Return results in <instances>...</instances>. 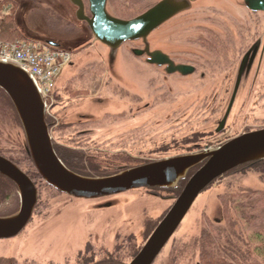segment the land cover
Returning a JSON list of instances; mask_svg holds the SVG:
<instances>
[{
    "label": "flooded vegetation",
    "instance_id": "flooded-vegetation-1",
    "mask_svg": "<svg viewBox=\"0 0 264 264\" xmlns=\"http://www.w3.org/2000/svg\"><path fill=\"white\" fill-rule=\"evenodd\" d=\"M8 1L10 10L6 15H12L14 18L18 4L15 0ZM67 1L75 10V20L86 25L85 22L77 19V7L70 3L69 0ZM81 1L84 5L85 16L91 17L88 0ZM162 1L164 0H157L145 7V5H141V0H107L106 8L112 11L109 14L113 17L129 21L142 16ZM177 1L182 6V9L154 28L147 35L145 41L142 38L126 41L119 47L118 50L125 44H141V48H130V54L133 58L142 59L144 62L127 64V75H119L120 72L115 69L116 55L115 57L110 56L109 49L100 43L109 51L107 65L102 62L87 64L85 68L79 70L78 73L69 79V84H73L81 79L80 75L82 72L88 70L89 72L86 73L91 77L95 72L101 71L105 73L103 79L99 82L100 88L96 92L85 95L82 98L79 97L80 100L86 98L99 99L98 102L102 104V108L97 113V116L86 114L81 116L79 120L64 122L52 111L55 105L53 103L57 102L52 97L54 95L53 91L50 97L52 100L50 101L49 99L47 101L45 123L57 157L60 154L66 159L69 166L65 167L71 172L81 177L92 179L109 178L123 171L151 163L183 156H204L232 140L231 138L215 142L216 136L222 135L228 130V121L238 103H240L243 119L247 121L253 119L257 124L258 130L264 129V0ZM171 28H175L177 31L173 32ZM156 36L161 38V46L155 47L153 45V38ZM41 40L37 43L52 50L64 51L63 47L55 40ZM171 42L175 44V51L174 48L169 46ZM146 46L149 53L159 52L165 62L161 65L149 63L147 62L149 57L146 53L141 56L135 54L136 51H145ZM70 65H72L71 60L65 67ZM137 67L145 72L138 74ZM113 71L121 76L127 84L120 83V81L119 83L112 81ZM108 74L111 78L107 76ZM140 76H145L146 79L142 80ZM103 97H112V99H116L119 102H113L117 105L111 102H104ZM0 99H4L3 96H0ZM189 101L191 102L190 105L184 108V102ZM1 103L3 104L0 106V115L2 113L1 109L9 106L4 100ZM139 105H141V108H135ZM12 108L23 131L18 115L14 107ZM189 111H192L194 115L202 116L204 119L202 124H205L200 131L201 123L197 121L194 127L197 130H190L181 136L180 142L177 143L178 145H172L163 138V135L169 131L161 130V132H158L153 127L147 126L150 122H146L148 119L158 117L160 120H171L168 123L170 124L174 119L178 120L190 116L187 115ZM217 115L219 117L218 120L216 119ZM138 117L140 118L136 121L135 119ZM93 119L97 120L94 121ZM211 121L212 129L211 127H206V124ZM247 121L243 122L245 126H248L246 124ZM126 122H132L133 124L130 126L126 124V126L122 127V124ZM114 124L118 125V127L110 129V126ZM181 132L182 130L170 129L171 134ZM244 133L247 132L244 131L241 134ZM182 140L185 142H182ZM143 145H148L149 147H143ZM18 150V152L11 154L0 145V156L10 161L31 180L36 189V203L31 218L24 229L12 238L0 239V242L15 239L23 234L36 211L40 190L44 187L71 198L73 201L81 202L115 198L131 192L135 193L142 189L148 192H162L172 202L171 205L167 209L162 210L157 218L153 219L151 215H148L149 217L143 218L141 222L144 234L150 229H152V233L175 203L189 178L205 163L204 160L196 167L189 169L185 178L179 180L176 185L171 187H141L118 194L86 199L62 193L48 185L38 174L27 148H18ZM167 154H171V156L164 157ZM25 156L29 159H26ZM60 161L62 162L61 159ZM22 164H29L30 169L24 168ZM33 169L37 174L33 173ZM224 175L213 180L199 195L204 193L213 182ZM0 176V180L6 187V192L0 199V218H7L1 214L2 206L15 195L19 202L18 213L21 205L20 193L13 181L5 176ZM221 197L223 196L220 195L219 198ZM90 208L92 209V207ZM110 208L114 207L107 203L104 207H99L97 210ZM217 212V216L220 215V217L213 215L208 218L205 213L201 214L197 238L201 236L205 227L226 226V222L221 219V206ZM150 234L146 238L145 235L143 236L144 243ZM130 236L133 237L136 245H139L135 234L121 235L120 233H115L111 245L106 246L103 243L85 242L73 256L64 259L60 264H98L106 256L115 257L118 255L119 251L116 247L119 246L122 240H126ZM200 250L201 244L197 239L189 246H181L178 249L170 248L163 264H200ZM172 256L176 259L175 262H171L173 260ZM194 260L195 262H193ZM28 262L35 264L33 260ZM47 264L55 263L48 262Z\"/></svg>",
    "mask_w": 264,
    "mask_h": 264
},
{
    "label": "rangeland",
    "instance_id": "rangeland-1",
    "mask_svg": "<svg viewBox=\"0 0 264 264\" xmlns=\"http://www.w3.org/2000/svg\"><path fill=\"white\" fill-rule=\"evenodd\" d=\"M15 1L18 7L14 15V22L17 30L26 39L33 42L42 41L41 39L55 40L63 47L64 51L69 53L71 50L70 60L72 65L64 67L57 79L54 94H58L60 98L56 100L57 102L53 103L55 105L52 111L64 122L79 120L81 116L86 114L97 116V113L102 108V104L98 102L99 99L86 98L80 100L79 97L82 98L85 95L96 92L100 88L99 82L103 79L105 73L101 71L95 72L92 77L83 75L82 80L79 79L73 84H69V79L78 73L79 70L85 68L87 64L102 62L107 65L108 49L103 47L99 42L94 41L85 24L75 20V10L67 0ZM155 1L157 0H141V5H145L146 7ZM9 10V5L1 6L0 18L5 16ZM107 10L110 14L112 13L109 8ZM171 30L173 32L177 31L175 28H171ZM153 45L155 47L161 46V38L159 36L153 38ZM169 46L174 48V51L176 50L175 44L172 42ZM132 47L141 48V44H125L116 54L115 69L120 72L119 75L126 74L127 64L144 62L142 59L133 58L130 54V48ZM136 70L138 74L145 72L138 67ZM112 75V81L115 83H119V81L123 84L126 83L115 71H113ZM107 76L111 78L109 74ZM96 78L98 80H94ZM140 78L142 80L146 79L145 76H140ZM81 88L87 90V92L85 94L82 92L78 93L79 95H73V92H77ZM66 90L71 91L69 93ZM111 99L112 97H103L104 102H111L114 105L117 104L113 102H119L116 99H112L114 101ZM190 103V101L184 102V108H187ZM237 105L228 121V130L224 134L216 136L215 142L234 139L243 135L241 133L244 131L248 133L258 130L257 124L254 122L255 120L249 119L247 121L243 119L240 103ZM10 106H5L1 109L0 145L12 154L18 152V148L23 149L26 147V141L13 108ZM135 108L139 109L141 105ZM187 115L190 116L178 120L174 119L170 124L168 123L171 120H160L158 117L152 119L148 116L151 119L146 120V122L150 121L147 126L153 127L158 132H161V130L169 131L163 135V138L172 145H178L177 143L180 142L181 136L190 130H197V128L194 129L197 121L201 123L200 131L205 124H202L204 121L202 116L194 115L192 111L187 112ZM218 115L216 116L217 120L219 118ZM140 117L135 120L137 121ZM244 121H247L246 124L248 126H245ZM126 124L130 126L133 123H123L122 127L126 126ZM211 124L212 121L207 123L206 127L210 128ZM117 127L118 125L114 124L110 126V129ZM170 129H175L176 131L182 130V132L171 134ZM182 142L185 141L182 140ZM143 147L149 146L143 145ZM168 156H171V154H167L164 157ZM248 165L224 175L198 196L172 239L154 264H163L166 261L170 248L178 249L181 246H189L197 239L202 213H205L208 218L213 215L220 217V215L217 216L218 208L221 206L220 195L227 194L229 196L230 194L239 195L241 193V195H236L233 198H243L246 193L250 192L264 193V164L254 165L253 167ZM22 166L30 169L29 164H22ZM71 200V198L62 196L46 187L42 188L36 211L23 234L15 239L0 242V264H32V262H28L31 260L35 264H47L48 262L60 264L64 259L73 256L85 242L90 241L92 243H103L106 246L111 245L115 233H120L121 235L135 234L137 243L139 246H142L145 241L143 240L145 234L141 225L143 218L146 219L150 215L153 219L157 218L161 211L167 209L172 203L167 199V195L162 192H148L143 189L115 198L86 200L82 202ZM18 203L17 197L13 195L2 206L1 214L6 217L14 216L18 210ZM107 203L114 208L97 210L99 207H104ZM58 212L60 213L57 214ZM226 227L227 224L225 227L223 225L219 228L226 230ZM253 260L256 264L260 262V259L256 257Z\"/></svg>",
    "mask_w": 264,
    "mask_h": 264
},
{
    "label": "water",
    "instance_id": "water-1",
    "mask_svg": "<svg viewBox=\"0 0 264 264\" xmlns=\"http://www.w3.org/2000/svg\"><path fill=\"white\" fill-rule=\"evenodd\" d=\"M77 7L76 17L88 26L94 41L106 46L110 56L126 41L147 35L182 9L177 0H164L142 16L119 20L107 11V0H88L91 17L85 16L81 0H69ZM264 5V4H263ZM24 37V36H23ZM147 62L162 64L159 52L136 51ZM0 89L11 101L25 134L26 148L41 178L58 191L76 198H97L141 187H171L185 178L187 171L205 160L189 178L181 194L128 264H153L174 235L199 194L228 171L264 160V129L240 135L204 156H183L123 171L109 178H87L71 172L57 157L45 123L46 102L32 77L16 65L0 61ZM0 175L19 189L21 205L12 217L0 218V239L19 234L29 222L36 203L31 180L10 161L0 156Z\"/></svg>",
    "mask_w": 264,
    "mask_h": 264
},
{
    "label": "trees",
    "instance_id": "trees-1",
    "mask_svg": "<svg viewBox=\"0 0 264 264\" xmlns=\"http://www.w3.org/2000/svg\"><path fill=\"white\" fill-rule=\"evenodd\" d=\"M8 4V0L0 1V7ZM0 38L5 41L23 39V35L17 30L12 15H5L0 18ZM86 72H89V70L82 72L80 78L87 75ZM70 91L66 90L69 93ZM82 92L85 94L87 90L81 88L77 92H73V95H79L78 93ZM0 96L4 98L0 99V106H2L3 103L1 102L3 100L12 106L11 101L1 89ZM53 98L57 100L60 96L54 94ZM58 157L66 167L69 166L65 158L60 154H58ZM25 158L29 159L27 156ZM260 164H264V160L252 162L248 166L253 167ZM245 165L236 167L225 175L239 170ZM33 173L37 174L34 169ZM5 192L6 187L0 180V199H2ZM236 195L230 194L227 196V194H224L221 197V219L227 224V233L222 228L209 226L205 227L201 236L197 238L201 244L200 264H256L253 260L254 257L260 259L259 264H264V193L250 192L246 193L243 198H233ZM151 230L145 233V238L151 233ZM140 247L136 245L133 237L130 236L126 240H122L119 246L116 247L119 251L118 255L115 257L106 256L98 264H127L136 256ZM171 258L173 259L171 262H175L174 256Z\"/></svg>",
    "mask_w": 264,
    "mask_h": 264
},
{
    "label": "built area",
    "instance_id": "built-area-1",
    "mask_svg": "<svg viewBox=\"0 0 264 264\" xmlns=\"http://www.w3.org/2000/svg\"><path fill=\"white\" fill-rule=\"evenodd\" d=\"M70 58L67 52L52 50L26 39L5 41L0 38V61L16 65L29 74L46 102Z\"/></svg>",
    "mask_w": 264,
    "mask_h": 264
}]
</instances>
